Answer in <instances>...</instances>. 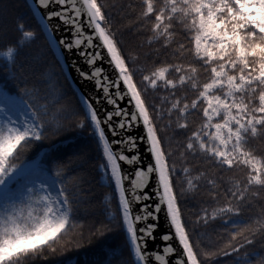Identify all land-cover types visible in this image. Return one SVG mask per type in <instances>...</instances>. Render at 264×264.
<instances>
[{"label": "snow or ice", "instance_id": "snow-or-ice-1", "mask_svg": "<svg viewBox=\"0 0 264 264\" xmlns=\"http://www.w3.org/2000/svg\"><path fill=\"white\" fill-rule=\"evenodd\" d=\"M11 7L0 0V15ZM26 8L0 50V264L79 247L94 183L106 189L104 217L89 235L114 227L120 236L101 264L232 254L235 264H264V250L239 252L264 237V0H26ZM125 31L138 43L126 46ZM34 41L55 67L17 60ZM66 119L91 136L94 177L79 148L56 141L33 151ZM211 222L225 226L216 245L203 230Z\"/></svg>", "mask_w": 264, "mask_h": 264}, {"label": "trees", "instance_id": "trees-1", "mask_svg": "<svg viewBox=\"0 0 264 264\" xmlns=\"http://www.w3.org/2000/svg\"><path fill=\"white\" fill-rule=\"evenodd\" d=\"M5 5H11L9 12L0 15V50L7 43L11 42L15 38L14 29V17L16 14H23L27 11L26 0H3ZM123 39L126 46H132L138 43L139 38L132 33L125 31ZM17 60L23 62L30 60L32 66L35 69H39L44 66L43 62L47 60L52 67H55V63L52 60L51 54L47 51L42 41H34L29 45H26L17 55ZM0 63H2L0 61ZM2 75V72H0ZM65 127L58 134H49L48 138L42 140L34 146L33 151L36 154H43L48 151V145L53 144L56 141H62L58 147L63 150L65 147H76L81 149L85 153V157L81 164V169L89 177H94V166L97 162V156L95 146L92 142L90 134L87 130H78L72 128L69 124V120H65ZM67 138V139H65ZM106 189L100 184H93L92 190V203L89 205L86 214L83 215L84 225L83 231L85 234L84 242L79 246H73L70 249H65L64 252L59 250L54 254H46V259L37 260L36 264H101L104 259L103 253L111 245L118 244L120 236L118 230L113 227L110 233H105L104 236L99 237L95 235H89L90 228L93 222H99L103 220L104 211L102 204V196ZM191 210V209H190ZM250 214V213H246ZM225 227L219 222H211L204 226V231L207 233L208 238L211 239L212 244L216 245L218 241H221L225 233L220 231ZM249 248H255L257 250H264V237L257 235L252 245L245 246L239 250L242 255ZM232 254L227 257H215L209 258L206 264H235Z\"/></svg>", "mask_w": 264, "mask_h": 264}, {"label": "water", "instance_id": "water-1", "mask_svg": "<svg viewBox=\"0 0 264 264\" xmlns=\"http://www.w3.org/2000/svg\"><path fill=\"white\" fill-rule=\"evenodd\" d=\"M65 74L67 75V71L65 72ZM72 76L75 77V72H72ZM70 83H71V81H70ZM74 86H79L81 89H83L85 91H87L88 87H89V85L86 82H82L78 79L75 81Z\"/></svg>", "mask_w": 264, "mask_h": 264}, {"label": "rangeland", "instance_id": "rangeland-1", "mask_svg": "<svg viewBox=\"0 0 264 264\" xmlns=\"http://www.w3.org/2000/svg\"><path fill=\"white\" fill-rule=\"evenodd\" d=\"M2 62V61H1Z\"/></svg>", "mask_w": 264, "mask_h": 264}]
</instances>
